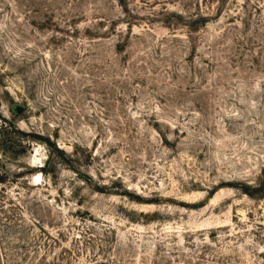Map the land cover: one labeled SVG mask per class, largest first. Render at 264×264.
I'll list each match as a JSON object with an SVG mask.
<instances>
[{"label": "rangeland", "instance_id": "1", "mask_svg": "<svg viewBox=\"0 0 264 264\" xmlns=\"http://www.w3.org/2000/svg\"><path fill=\"white\" fill-rule=\"evenodd\" d=\"M0 264H264V0H0Z\"/></svg>", "mask_w": 264, "mask_h": 264}]
</instances>
